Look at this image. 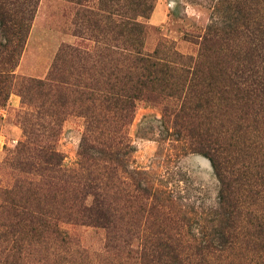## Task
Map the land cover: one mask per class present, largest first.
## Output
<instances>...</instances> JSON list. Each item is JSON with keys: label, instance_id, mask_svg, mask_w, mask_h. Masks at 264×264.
I'll return each mask as SVG.
<instances>
[{"label": "rangeland", "instance_id": "obj_1", "mask_svg": "<svg viewBox=\"0 0 264 264\" xmlns=\"http://www.w3.org/2000/svg\"><path fill=\"white\" fill-rule=\"evenodd\" d=\"M226 2L145 0L133 11L126 0H39L19 48L12 45V33L0 29V67L13 66L2 83L7 100L0 105V187H14L23 205L43 209L50 217L47 226L56 224L65 233L63 240L49 227L33 238L0 233V264H141L128 253L129 243L140 235L132 240L124 230L133 225L151 239L167 236V224L120 195V242L107 240L103 229L67 222L68 182L79 162L89 116L99 120L92 129L96 136L126 135L133 149L128 170L141 173L132 176L133 185L147 186L169 212L185 216L191 226L189 239L201 228L209 232L212 226H223L225 219L219 209V178L196 145L220 146L230 159L227 169L244 165L248 179L256 183L238 189L243 230L233 247L213 255L209 264H264V252L255 247L250 226V212L264 216V122L255 121L252 106L227 80L234 68L260 62L261 49L245 41L248 36L260 43L264 21L257 16L234 18ZM125 10L126 17H136L143 25L139 36L120 32L118 16ZM233 28L237 34L231 33ZM207 32H216L219 40L203 49ZM133 49H140L141 56L156 53L163 81L138 90L131 62L120 56ZM12 50L17 54L6 64L2 59ZM54 67L58 83L43 86ZM24 130L33 133L26 134L33 148L42 143L39 134L49 132L46 143L61 156L60 172L41 180L31 174L32 164L31 173L29 167L19 168L28 157L16 153L27 141ZM32 181L35 186L28 185ZM0 215V225L13 219ZM118 243L120 249L115 248Z\"/></svg>", "mask_w": 264, "mask_h": 264}, {"label": "trees", "instance_id": "obj_2", "mask_svg": "<svg viewBox=\"0 0 264 264\" xmlns=\"http://www.w3.org/2000/svg\"><path fill=\"white\" fill-rule=\"evenodd\" d=\"M126 1H130V4L134 6L133 11L140 9L145 3V0ZM38 3L39 0H0V29H7L12 33L14 38L12 45L15 49L21 46L34 18ZM226 3L232 15H237L234 18L252 20L251 16H257L264 21V0H242V2L227 0ZM126 12L127 10L123 12L124 15L118 16L120 32L123 34L132 32L139 36L143 25L137 21L136 17H126L129 14ZM107 14L113 16L111 11ZM231 33L237 34V29H231ZM247 38L246 44H249L250 47L252 45L253 49H261L260 55L257 56L260 62L249 64L250 67L247 68L243 65L240 68H234L227 74V80L241 96V100L252 106L253 117L260 124V121L264 122V38L259 44H256V39H250L248 36ZM218 40L216 32H207L201 46L203 49H207L214 46ZM240 45L242 44L240 43ZM122 52H127V49H122ZM16 54L12 50L2 61L9 64L11 58L13 59ZM141 55L140 49H133V51H129L128 55L120 54L124 57L123 61L129 59V63L131 62L138 90H146L149 88L148 86H153L164 79L163 76L161 77L162 71L158 70L160 63L159 59L155 58L156 53ZM8 66L0 67V105L7 100V86L2 83L13 68L11 65L9 68ZM54 70H56L55 67L46 82L42 84L43 86H53L54 83H58ZM168 72L169 70H167ZM167 73L164 75L168 76ZM94 124H99V120L92 116L86 118V132L79 146V162L77 168L72 170L68 182L71 211L66 212L67 222L103 229L106 232L107 240L111 238L120 242L122 239L116 233L121 232L117 230V222H120L122 218L117 200L122 196L125 201L129 200V203L134 204L135 209L145 211V214H153L151 217L159 222L162 220L169 226V232L164 239L155 235L151 239V235L144 233L145 230H142L141 234L138 231L140 228L137 230L133 225L124 230L127 235H131L132 240L136 234L140 235V237L136 235V243H129L128 253L136 255V259L141 264H209V258L213 255L223 254L233 247L234 240L243 230V227L239 225V219L244 207L238 200V189H242L244 186L250 187L256 183L254 179H248L250 178L248 177L249 173L246 172L244 165L235 164L234 167L227 169L230 159H227L220 146L214 145L216 146L214 147L207 143L196 145V152L211 161L215 174L219 178V209L225 219L223 226H212L213 228L209 229V232L206 231V228L200 227L201 229L196 232V235H192L189 239L191 226H188V219L185 216L178 217V215L169 212L156 192L147 186L133 185L132 176L141 173L136 170H128L127 164L130 162L133 149L126 135L108 132L96 136L92 130ZM24 133L29 137L33 134L26 130ZM39 136H41L42 143L37 148L30 147L32 143L26 136L27 141L18 146L16 153L28 154L26 163L22 159L23 162L19 163V168L23 171L29 167L28 171L32 164L35 172L28 171L27 173L34 174L35 179L43 180V177H52L53 174L60 172L62 160L55 148L46 143L50 138L49 132L45 131ZM51 180H55V178H51ZM35 184L32 181L28 185L35 186ZM259 193L260 191L256 194ZM36 200H39L38 205H40V198ZM38 209L40 211L23 205L22 198L18 197L14 187H0V214L6 213L13 217L11 222L6 221L7 225H0V233L5 236L12 235L15 239L43 236L45 228L49 227L47 225L50 223V217L47 216V212L42 211L43 209ZM250 213V219H252L250 226L253 229L251 237L255 239L256 244L254 243V245L257 250L264 252V216L255 213L254 210ZM13 220L14 223H12ZM178 223H182L183 226L178 228ZM49 228L56 238H62V234H65L56 224L52 229ZM157 234L159 235V233ZM116 247L120 249V243Z\"/></svg>", "mask_w": 264, "mask_h": 264}]
</instances>
